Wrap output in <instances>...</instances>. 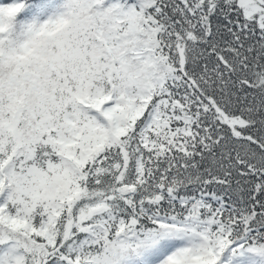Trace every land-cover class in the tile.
I'll return each instance as SVG.
<instances>
[{"label": "snow or ice", "instance_id": "snow-or-ice-1", "mask_svg": "<svg viewBox=\"0 0 264 264\" xmlns=\"http://www.w3.org/2000/svg\"><path fill=\"white\" fill-rule=\"evenodd\" d=\"M0 264H264V0H0Z\"/></svg>", "mask_w": 264, "mask_h": 264}]
</instances>
